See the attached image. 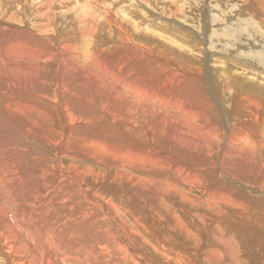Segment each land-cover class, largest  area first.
<instances>
[{"label":"bare ground","instance_id":"1","mask_svg":"<svg viewBox=\"0 0 264 264\" xmlns=\"http://www.w3.org/2000/svg\"><path fill=\"white\" fill-rule=\"evenodd\" d=\"M205 1L212 15L200 21L221 23V0ZM97 4L0 0V264H264V89L227 67L204 76L174 54L184 42L123 27ZM151 32L172 51L144 43ZM246 63L263 70L262 50ZM202 117L208 126L182 130L177 149L152 129L168 118L192 130ZM222 141L223 158L210 161ZM230 150L244 155L231 162ZM164 158L179 166L167 177L216 207L164 184Z\"/></svg>","mask_w":264,"mask_h":264},{"label":"rangeland","instance_id":"2","mask_svg":"<svg viewBox=\"0 0 264 264\" xmlns=\"http://www.w3.org/2000/svg\"><path fill=\"white\" fill-rule=\"evenodd\" d=\"M244 1H249V3L242 6L239 5V2H241L240 0H224V2L221 0L222 6H218L216 9V11H219L221 14L214 16V19L221 23L216 22L215 25L208 22L212 15V11L208 8L205 0H97V6H101L100 4H102L107 8L108 12L115 13L120 18L123 27H135L134 24L139 22L136 27H151L155 31H159L162 34L165 32L166 35L181 40L184 42L186 48L177 50L174 54L181 57H191L192 63L203 67L204 76L209 74L212 69H220L219 72H221L225 71L224 69L227 67L230 73H234L240 78L247 75L246 78L250 84L258 85L264 89V69L257 70L256 72L259 73L256 74L250 73L246 70V68L254 69L252 65H249L246 62L251 60L259 49L262 50L264 56V45L258 47L251 46L259 39L264 40V34H262L264 33L262 32L264 30V14L258 15L256 9V6H261L262 0ZM230 2H234L233 5L238 10L223 8L226 6V3ZM81 3L76 4L81 5ZM1 6L4 7L3 4ZM225 11L231 12L227 18L228 22L226 24L223 23L225 22ZM201 13H209V16L207 17L208 21L206 19L204 22L200 21L201 16L199 15H201ZM124 16L127 17L125 18ZM203 17L204 16H202V18ZM17 18L18 17L15 16V19ZM31 20L35 21V17H32ZM250 22L254 24L252 27L243 26L245 23ZM98 23L101 25L100 22ZM258 24L262 27H259ZM217 25H221L222 27H218ZM65 34L69 35L70 31H67ZM203 34H205L204 40L199 38V36H202ZM169 40L170 41L165 40L162 35L154 37L152 33L146 40H144V43L172 51L170 44L174 41L172 39ZM115 41L116 37L113 39V42ZM138 41L142 42L143 40L139 39ZM218 58L223 59L224 63L222 64ZM214 73L216 74L218 72ZM178 77L179 79H185L188 76L179 71ZM202 90L203 87H200V91ZM222 94L219 99H217V102L220 104L221 108L225 109L227 108V104L224 99H221ZM236 94L237 93L234 92L233 96H236ZM242 95L249 96L246 92H243ZM179 96L180 100H178L177 103L185 108L186 104L190 102L182 97L181 92L179 93ZM229 100H231V98ZM170 105L171 104H169V108ZM193 105L205 112L203 113V116H209L201 104ZM260 107L261 104L259 102H253L250 108L258 109ZM231 110L232 109L229 111ZM232 113L235 114V111H232ZM211 115H213V113H211ZM158 121L159 118L153 119V122L156 123V125L152 129L160 137L164 138V142H168L176 149L178 148V137L182 130L192 134L197 133L208 126L204 117L201 118L203 124L192 130H187L182 123L174 119L167 118L162 121L161 124H159ZM222 143L223 141L218 144L215 153L208 157L210 161L218 162L223 158V151L221 150ZM225 154L231 162L244 155L241 153L237 154L236 150H230ZM178 169L179 166L170 165L164 158V184L167 185L175 182L180 187L181 191L186 193L195 202L197 207L202 210L215 208L216 206L211 205L207 199L201 195V192H197V190L186 186L183 182L178 183V179L176 178L166 176L170 172ZM2 186H4V184L0 183V187ZM151 216L152 214H149V217ZM102 220L104 222L103 218ZM127 221L133 224L134 228L146 238L143 230L139 228L137 220L128 216ZM151 242L152 239L149 240L147 249ZM137 243L139 247H145L144 238L138 239ZM263 249L264 247L261 250ZM257 250L261 251L258 247Z\"/></svg>","mask_w":264,"mask_h":264}]
</instances>
